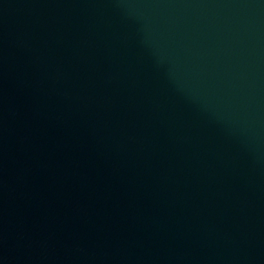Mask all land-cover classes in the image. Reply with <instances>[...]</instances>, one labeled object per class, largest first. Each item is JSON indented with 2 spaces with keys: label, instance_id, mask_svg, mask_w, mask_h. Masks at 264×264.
Listing matches in <instances>:
<instances>
[{
  "label": "water",
  "instance_id": "1",
  "mask_svg": "<svg viewBox=\"0 0 264 264\" xmlns=\"http://www.w3.org/2000/svg\"><path fill=\"white\" fill-rule=\"evenodd\" d=\"M0 264H264V0H0Z\"/></svg>",
  "mask_w": 264,
  "mask_h": 264
}]
</instances>
